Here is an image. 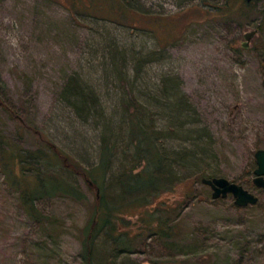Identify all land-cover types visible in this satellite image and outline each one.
Listing matches in <instances>:
<instances>
[{
	"label": "rangeland",
	"instance_id": "1",
	"mask_svg": "<svg viewBox=\"0 0 264 264\" xmlns=\"http://www.w3.org/2000/svg\"><path fill=\"white\" fill-rule=\"evenodd\" d=\"M120 1L126 8L118 0H0V138L45 156L44 168L31 160L28 173L39 167L75 187L36 200L33 216L0 164V264H85L97 188L131 246L113 250L102 227L91 250L101 264H264V188L252 183L254 153L264 149V0L244 21L215 12L224 0ZM135 115L140 130H156L163 158L159 169L147 165L160 176L156 188L126 194L123 174L146 167L131 138ZM214 176L258 203L213 199L201 178ZM167 219L174 233L161 238L152 228ZM191 239L197 244L186 247Z\"/></svg>",
	"mask_w": 264,
	"mask_h": 264
},
{
	"label": "trees",
	"instance_id": "2",
	"mask_svg": "<svg viewBox=\"0 0 264 264\" xmlns=\"http://www.w3.org/2000/svg\"><path fill=\"white\" fill-rule=\"evenodd\" d=\"M261 0H253L252 2H246L245 0H224L222 3H218L213 5L212 7L216 10L218 15L223 14L225 16H231L233 18H240L242 21L247 20L249 18V14L252 12L249 10L250 7L254 6L255 3ZM118 4L120 6L121 1L118 0ZM124 8H126L123 4H121ZM121 8V7H120ZM244 9H248V11H244ZM255 9V8H254ZM261 15L264 17V9L261 11ZM262 26V25H261ZM259 28V27H258ZM261 28V27H260ZM243 47V46H242ZM82 95L80 94L79 97ZM83 101V100H81ZM84 102V101H83ZM178 102V101H177ZM135 103V102H134ZM133 103V104H134ZM0 104L4 103L0 100ZM171 107H173V110L176 109V104H170ZM6 110H9L6 106H4ZM10 112V110H9ZM17 116V115H16ZM135 122L134 126L135 129L138 130V134H134L131 136L132 140H135L134 148L136 149L137 155L139 156V161L144 160L146 163V167L136 171L135 173L130 174H123L122 177L128 182L127 186H125L126 189H128V193H139V192H145L148 189L151 190L152 188H156L157 182L159 180L158 175L154 176L152 172H150V168H147V165L153 166V169L160 167L161 159L163 158L160 148L157 144V132L155 129L150 128L149 130H140L138 123L139 122V116L135 115ZM132 134V133H131ZM137 136V137H136ZM106 151H109V145H105L104 147V155L107 157ZM141 151V152H140ZM0 164L3 168L4 174L6 176H9L11 178V185H16L19 187L20 190V199L21 202L26 209L28 213H30L33 216H36L35 212V201L44 197V196H54V195H73L75 193V187L70 183L64 176L62 175H49L47 177H42L41 170L38 167L37 172L35 175L28 173V171L33 170L30 163H37L41 168H44V165H42L40 159L44 158L45 156H41L39 153L35 152H26L24 150H19L18 148H13L9 145V143L0 138ZM49 157H52L53 159L58 156L61 157V153L58 152L56 155L52 153H48ZM64 157V156H63ZM33 160V161H31ZM106 160L104 159L105 163L102 162L100 166H98L95 170H82L80 171L79 168L75 167L76 165H71L73 168V172H77L84 177L88 176V172H92L89 175L95 176L93 173L98 170V173H100V170L103 171L106 168ZM14 167H18V172L14 171ZM95 170V171H94ZM21 174V175H20ZM20 176V177H17ZM98 176V175H97ZM30 177L33 178V182H31V185L29 183H26L28 181L24 180L25 178ZM22 178V179H21ZM153 178V180L156 181L155 183H152L150 180ZM98 188H97V197L95 199V207L93 209V214L89 221L87 222V225L84 227L83 232V240H82V252H83V258L85 264H101L97 261L95 255L92 254L91 250L93 247V244L99 235V232L101 231L102 227H107L106 235L111 236V239L114 240L113 242V250H121V249H127L129 250L130 246V240H123L121 236V232L116 231L117 227L114 225L113 221V208L112 206L108 205V203L104 200H102L98 195ZM258 201L256 202V204ZM249 206V205H248ZM247 207V206H246ZM119 208V207H118ZM152 218L150 217L149 221L152 222ZM146 225L148 228H151V224L148 220H145ZM169 219L163 220L159 223L160 230L154 229V233L157 234L161 238H167L171 237L174 233V225L168 224ZM158 225V227H159ZM192 234H196V232L193 231ZM197 238V236H195ZM194 239V237L192 238ZM191 240H189L185 245L191 246L196 245L197 243H191ZM197 241V239H194ZM195 253V252H192ZM114 260V258L111 259ZM109 264V263H107ZM110 264H115V261H113ZM156 264V263H154ZM164 264H172L169 262H166Z\"/></svg>",
	"mask_w": 264,
	"mask_h": 264
},
{
	"label": "water",
	"instance_id": "3",
	"mask_svg": "<svg viewBox=\"0 0 264 264\" xmlns=\"http://www.w3.org/2000/svg\"><path fill=\"white\" fill-rule=\"evenodd\" d=\"M246 2H252L253 0H245ZM257 29L244 33L243 47L248 46L250 39L256 34ZM264 86V78H263ZM256 167L253 170L252 183L257 188H264V149L259 148L254 153ZM201 182L208 185L212 192L211 197L213 199L225 198L231 194L234 198V204L238 207H246L248 205H254L258 201L257 195L249 191L241 184L230 181L228 178L223 176L214 177H202Z\"/></svg>",
	"mask_w": 264,
	"mask_h": 264
}]
</instances>
